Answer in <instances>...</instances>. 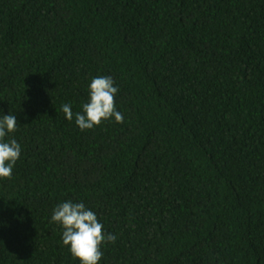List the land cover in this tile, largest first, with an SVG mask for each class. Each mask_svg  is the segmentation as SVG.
I'll use <instances>...</instances> for the list:
<instances>
[{
    "label": "trees",
    "instance_id": "trees-1",
    "mask_svg": "<svg viewBox=\"0 0 264 264\" xmlns=\"http://www.w3.org/2000/svg\"><path fill=\"white\" fill-rule=\"evenodd\" d=\"M98 76L124 122L81 130ZM9 114L0 264H80L69 200L116 236L99 264H264V0H0Z\"/></svg>",
    "mask_w": 264,
    "mask_h": 264
},
{
    "label": "clouds",
    "instance_id": "clouds-1",
    "mask_svg": "<svg viewBox=\"0 0 264 264\" xmlns=\"http://www.w3.org/2000/svg\"><path fill=\"white\" fill-rule=\"evenodd\" d=\"M89 100L82 105L83 112L75 113V123L81 130H90L101 126L112 118L123 123L124 117L116 109L115 97L118 87L111 76L94 77L89 85ZM66 119L72 121L74 113L69 104L62 105ZM16 115H3L0 118V179H11L13 168L20 159L21 146L16 139L5 140L9 133L18 130ZM52 221L63 228L62 240L70 247L72 256L80 264H99L104 253L105 243H115L116 236L104 232L103 224L96 213L82 202L71 200L62 202L53 210Z\"/></svg>",
    "mask_w": 264,
    "mask_h": 264
}]
</instances>
